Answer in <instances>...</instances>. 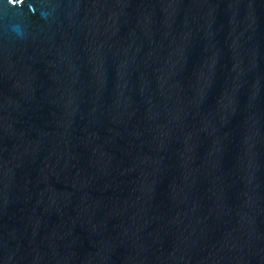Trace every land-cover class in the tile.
<instances>
[{
    "label": "water",
    "instance_id": "1",
    "mask_svg": "<svg viewBox=\"0 0 264 264\" xmlns=\"http://www.w3.org/2000/svg\"><path fill=\"white\" fill-rule=\"evenodd\" d=\"M0 264H264V0H0Z\"/></svg>",
    "mask_w": 264,
    "mask_h": 264
}]
</instances>
